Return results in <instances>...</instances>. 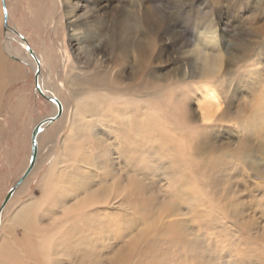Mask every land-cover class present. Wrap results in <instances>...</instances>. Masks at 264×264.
<instances>
[{"label":"rangeland","instance_id":"1","mask_svg":"<svg viewBox=\"0 0 264 264\" xmlns=\"http://www.w3.org/2000/svg\"><path fill=\"white\" fill-rule=\"evenodd\" d=\"M218 2L186 0L185 3H178V0H156L151 4L156 9L155 13L151 11V14L147 15L151 22L150 26L153 28L152 34H149L142 25V21L136 18L138 4H141L138 0H99V3L104 6L103 11L107 15L112 14L113 19L125 14L126 17H130L129 19L136 18L140 23L138 30L143 32L139 38L142 42L145 61L144 77L148 84L146 91L150 92L155 89L150 88L149 90V84H156L159 87L160 92L153 101L159 106L160 115L165 116H160L161 119H159L151 116L153 115L151 113L142 119L140 136L131 134L130 140L126 143H123L122 138H118L121 146L129 144L131 153L140 152L136 158L144 157L142 164H134L136 172H132L140 174L144 192L140 194L135 192L138 195L127 198L126 202L130 204L124 202L126 209L117 208L116 205L113 209L100 207L97 210L96 214L100 216L98 220L101 223H108L110 232L96 240V253L99 255L96 264H264V236L262 235L264 232V214H262L264 192L255 189L253 184L256 181L255 176L246 170L250 162L247 157L244 158L241 145L242 142L247 143L246 140H250L246 144L247 149L254 152L257 149L256 145L260 143L256 141L254 144L251 131H242V127L228 120L209 130H204L201 126L196 115L197 102L200 97L197 88L207 81L215 83L217 79L214 85L220 87L222 69L212 80L207 81L196 77L199 72L197 68L193 70V76H185L184 73L188 69L185 61L192 57L193 53L190 51H194L191 41L199 38V31H202L206 25L208 29L215 31L218 50L222 55L221 59L224 60L223 65L230 61L225 52V41H229L232 46L229 50L236 57L237 34L243 37L244 34H240L244 31L246 35L244 37L249 38L247 34H251L254 23L253 27L264 25V12H260L261 9L257 10L259 12H256L255 20L245 21L246 10L254 6L250 0H220ZM7 3L10 6L14 23L19 25L23 37L27 38L26 42L31 43L32 47L52 49L54 59L58 62L61 60L59 63L53 61L52 65L55 69L58 68L62 72L67 65L75 64L80 60L82 63L85 62L83 67L93 64L91 62L93 52H89L90 58L75 59L68 44L65 19L56 30L46 25V14L51 8L53 9L51 0H7ZM0 7V58H4L6 65V68L0 67V87L1 80L5 78L10 80L12 69L16 70L18 75L17 78L2 86V89L0 88V98L6 91L11 92L12 89L20 87L21 72H27V83L32 86L35 96L34 118L38 122L48 115L46 110L51 113L52 104L42 99L36 92L32 69L26 64L18 63L5 52L6 30L3 24V9L2 6ZM59 11L63 13L62 9ZM58 16L56 12L53 17ZM7 24L10 27V20ZM154 34L158 35L156 40ZM130 37L132 40L133 35ZM249 41L254 44L258 40L249 38ZM226 49L228 50L227 47ZM104 52L110 53L107 50ZM128 57L129 61L123 64L119 72L124 76H128L134 70L135 52H128ZM89 71L92 70L89 69ZM102 71L103 69H100V72ZM87 73L89 72L86 71ZM64 79L63 75L59 77V81L55 82L59 83L56 88L61 98L72 105V95ZM149 99L150 97L145 101ZM226 99H224L225 102ZM233 100L235 102V99ZM234 110L233 108L232 113ZM183 113L187 114L186 118ZM219 115L220 113L216 118ZM231 117L236 116L232 114ZM20 122L21 119L13 117L4 125L0 117V152L3 151V154L7 152L3 159L0 158V162L3 160V163H0V206L6 193L19 177V171L24 168L23 164L19 163L25 148V141L22 139L24 127ZM91 129H94V126ZM67 130L60 132L56 144L46 143L48 147L43 145L46 150L45 147L41 149L39 160L42 163L40 162L38 169L31 177L29 186L17 194L18 196L12 195L10 199L7 218L12 217L22 205L28 208L36 207L37 213L31 220L34 225L29 222V224L26 223L27 225L25 223L23 225L12 224L11 228L10 226L6 228L8 230L5 232L4 245L7 244L5 251L9 253L6 255H10L8 264H46L43 255L58 252L57 247H53L55 251L52 249L50 231L57 227L58 218L62 216L59 212L63 208L61 206L55 209L52 207V193L61 181V175L58 172L66 165H59L58 168L61 170L58 172L56 169L51 171L54 157L48 153L50 148H53L52 154L55 157L72 154L77 151V148L86 145V139H82L79 132V125H76L75 131L64 148L62 138ZM205 133L207 141L208 138L210 140L208 144L213 146L215 151L212 153L206 151L202 156L197 155L202 160L195 161V154L208 146L201 143V137ZM111 138L109 141H113L114 137ZM89 140L95 145L94 141L101 143L106 141V138L96 129L89 132ZM226 153L231 154V159H238V162L234 164L237 167L231 164L234 171L229 169V165L227 166L229 159ZM222 163L225 165L221 177L215 174L217 173L215 168H220ZM202 165H207L210 171H203ZM130 168H133V165ZM91 172L94 174L95 170L91 169ZM73 173L80 174L77 170ZM84 177L89 181L87 175ZM50 210L51 213H49ZM237 212L240 213V218L244 223L239 222ZM54 218L55 220H52ZM34 231H39V233L36 232V234ZM41 232L43 235L47 233L49 244L44 250L47 253L34 252L32 249L38 245L37 241L42 236ZM132 236L135 238L130 239ZM70 250L73 251L74 247ZM35 256L37 257L33 259ZM83 257L84 255H81L79 260H70V258L69 261H65L64 259L58 260L60 257L53 255L54 260L46 262L49 264H84L86 261Z\"/></svg>","mask_w":264,"mask_h":264},{"label":"bare ground","instance_id":"2","mask_svg":"<svg viewBox=\"0 0 264 264\" xmlns=\"http://www.w3.org/2000/svg\"><path fill=\"white\" fill-rule=\"evenodd\" d=\"M155 1L138 0L141 4H138L139 6L136 10V18L142 21V25L145 26V30L149 34H152L153 28L150 26L151 22L147 15L151 14V11L155 13L156 9L151 5ZM214 1L219 3L218 1L220 0ZM250 1L254 6L252 5L253 7L251 6L250 10L245 9L247 11L245 21L252 22L256 18V12H259L257 10L261 9L260 12H264V0ZM51 3L53 9L51 8L46 14V25L48 27L50 25L51 29L56 30L57 27L61 26L62 20L65 19L68 44L75 55V59L90 58L91 56H88L89 52H93L92 54L90 53L93 56V60L91 59L93 64L83 67L82 65L85 62L82 63L80 60V62L78 61L75 64L65 65L66 68L62 72L57 67L55 69V66L52 65L53 61H56L54 59V51L47 49V47L33 46V48L30 46L31 43L28 44L26 42L27 38L23 37L19 25L16 22L14 23L7 0H4V5L2 0H0V6L3 9V24H7L9 20L11 23L10 27L8 24L5 27V52L9 57L17 60L18 63L29 66L34 73V79L35 74H37L36 82L41 92L45 96L55 98L56 100V102L47 100L52 104V110L51 113L49 112L50 114L46 110L48 115L42 118L43 121L39 124L41 133L39 132L40 134L37 137L38 153L36 163L30 174L14 188L12 195L18 196L17 194L23 191L26 186H29V176L34 174L38 169V165L41 162L39 160L41 158V149L47 146L46 143L56 144L60 132L68 129L62 138V146L65 148L75 131V126L79 125L81 137L84 140L86 139L85 147L77 148L75 153L58 155L56 157L52 154L53 148H50L48 153V155L54 157L51 171L56 169L58 172L61 170L58 168L59 165L66 166L58 172L61 175V181L52 193V207L54 209L59 206L63 208L59 212L62 213V216L58 218L57 227L50 231L52 249L53 247H57L56 250L58 252L44 254L43 260H45L46 264H49L46 261L54 260L52 259L54 255L60 257L58 260L64 259L66 261L72 257L69 256L70 254H75L70 260H79L80 256L84 255L83 259L86 261L84 264H96V260L99 259V255L96 253V240L103 238L108 235L107 232H110L108 231L110 229L108 223H101L98 220L100 216L96 214L97 210L100 207L102 209H113L116 205L118 206L117 208L126 209L127 207H125L124 202L127 201V198L129 199L130 196L144 192L140 174L132 173L136 172L134 164H142L144 157L136 158V155L140 152L131 153L129 144L121 146L118 143V138H122L123 143H126L130 140L131 134L140 136L142 119L145 116H149L152 113L153 115L151 116L161 119L160 116L165 115H160L159 106L153 101L160 92L158 90L159 87L156 84H149V90L150 88L155 89L150 92L146 91L148 84L144 77L145 61L143 58L142 42L139 38L143 32L138 30V24L140 23L136 18L131 17L129 19L130 17L128 18L126 17L127 15L122 14V16H118L119 18L113 19L112 14L110 16L103 11L104 6L99 3V0H51ZM245 4L247 3L245 2ZM59 9H62V14L59 13ZM56 12L59 16L54 18L53 16ZM253 25L252 32H250V35L247 34V37L258 41L253 44V42L249 41V38L244 37L245 32L243 31L242 33L241 31L240 35L244 34L243 37H239L237 34V40H235V46L237 47L235 49V52H237L236 57L229 50L232 47L229 41L224 42L225 52L228 59H230L225 65H223L224 60L221 59L222 55L218 50L215 31L214 29H208L206 25L202 31H199V38L196 41H191V47L194 48V51H190L193 55H191L192 57L189 60L185 61L188 69L184 73L185 76H193V70L197 68L199 72L196 77L207 81L212 80L222 69L220 87L214 85L217 79L215 83L204 81L205 83L201 84L200 88H197L200 97L197 102L196 115L204 130L220 126L225 120H228V122L242 127V131L247 130L252 132L254 144H256V141L260 143L256 145L257 149L254 152L247 149L248 145L246 144L250 140H246V142L248 141L247 143L242 142L243 148H241L243 150L242 153L245 155L244 158L247 157L250 162V166H247L248 169L246 170L255 176L254 180L256 181L253 183L255 189L264 192V25L256 27H253ZM222 28L224 29V27ZM156 34L153 35L155 40L158 37ZM130 35H133L132 40L130 39ZM108 48L110 49L108 50ZM104 50L110 51V53H105ZM128 52H135V59L133 61L134 70L128 76H124L119 72L123 64L129 61ZM190 52L187 53L191 54ZM0 59L3 60L4 58ZM1 60L0 67L6 68L4 60L3 62ZM235 60L236 62H233ZM89 69L92 71H89ZM100 69H103V71L100 72ZM86 71L89 73L86 74ZM16 73L17 71L12 69L10 79L17 78ZM62 75L65 78L63 80L65 85L68 87V90L70 89L73 99L72 105L68 104L64 98H61L59 90L56 88L59 84H56V81H59V77ZM102 76L105 78V81ZM6 82V79L1 80V89ZM39 96L43 99L40 94ZM149 97L150 99L145 101ZM225 98L228 99H226V102ZM233 99H235L237 104ZM57 102L61 106L62 113L55 120H52L51 118H54L57 114ZM233 108L235 110L232 113ZM219 113V117L216 118ZM232 114L236 117H231ZM183 115L185 118L187 117V114L183 113ZM48 124L50 125L42 131L43 127ZM93 126L94 129H91ZM96 129L103 134L106 141L101 143L94 141L95 145H93V142L89 140V132ZM175 129L177 130V128ZM111 136L112 138L114 137L113 141H109ZM201 138V143L208 146L195 154V161L202 160L197 155L202 156L205 155L206 151L209 153L215 151L214 147L208 144L210 140L208 138L207 141L206 133ZM44 144L45 146L43 147ZM226 154L227 159H229V164H226L227 166L229 165V169H232L233 166L231 164L237 163L238 159H231V154ZM222 164L220 168H215V172H217L215 174L221 177L223 176L225 165L224 163ZM131 165H133V168H130ZM196 167L200 169L198 165ZM234 167L237 166L234 165ZM91 169H94L97 174H92ZM201 169L203 171H210L207 165H202ZM75 170L79 171L80 174L76 175L73 173ZM231 171L234 170L232 169ZM86 175L89 181L85 179L84 176ZM19 180L17 178L11 186V190ZM9 192L10 190L6 194L8 195ZM135 192L138 193L135 194ZM228 194L231 195L230 192ZM7 195L3 198L4 200ZM12 195L0 213V264H8L10 259V255H6L8 251H5L7 244L4 245L5 232L8 230L6 228L8 226L11 228L12 224L23 225V223L29 224V222L33 224L31 220L34 214L37 213L36 207L28 208L22 205L17 210L15 209L16 212L12 217L7 218ZM119 200H121L120 203ZM127 204L129 205L130 203ZM49 213H51V210ZM239 214L237 212V217L240 219L239 222L242 224L244 221L240 218ZM262 214H264V210ZM52 220H55V218ZM51 222L53 223L54 221ZM28 229L30 231L29 227ZM36 232L34 231V233ZM262 235L264 236V232H262ZM37 244L39 246H35V249L34 247L32 248L34 252L38 251L42 253L46 250L45 246L49 244L47 233L45 235L42 234ZM73 247L74 250H70ZM53 250L55 251V249ZM45 252L47 253V251ZM10 254L12 255V253ZM37 256L33 257V259Z\"/></svg>","mask_w":264,"mask_h":264},{"label":"crops","instance_id":"3","mask_svg":"<svg viewBox=\"0 0 264 264\" xmlns=\"http://www.w3.org/2000/svg\"><path fill=\"white\" fill-rule=\"evenodd\" d=\"M21 75H22V78L20 77V80H19L20 81V83H19L20 87H16L15 90L12 89L11 92L6 91L4 93V95H2V97L0 98V100H1L0 101V117H1V120L3 121L4 125H6L7 120H12L13 117H18L19 119H21L20 124H22L24 127V132H23L24 136L22 139H23V141H25V144H24L25 148H24V152L22 155V160L19 161L20 164H23L24 168H22L21 171H19L18 180L21 178L22 174L25 172V170H26V168L30 162L31 152H32V146H31L32 131L37 125H39L43 121L41 118L40 121L36 122V120L34 118L35 96L33 94L32 86L27 83V79H28L27 72H21ZM13 79H15V78H13ZM6 80H7L6 83H8L12 79H10V80L6 79ZM45 101H47V100H45ZM51 119L53 120V118H51ZM49 125L50 124L44 126L42 131L45 130ZM4 127H6V126H4ZM4 153L5 154H3V151L0 152V158L1 159H3L4 156L7 155L6 151ZM40 155H41V153H40ZM0 163L2 164L3 160H1ZM34 174H35V172H34ZM34 174H31L29 176V179H31V177Z\"/></svg>","mask_w":264,"mask_h":264},{"label":"water","instance_id":"4","mask_svg":"<svg viewBox=\"0 0 264 264\" xmlns=\"http://www.w3.org/2000/svg\"><path fill=\"white\" fill-rule=\"evenodd\" d=\"M2 3L4 5V0H2ZM5 27H7V24L4 25ZM37 74H35V85H36V90L37 92L46 100H49V101H52V102H56L55 98H49L47 96H45L41 90L39 89L38 85H37ZM57 105H58V110H57V114L56 116L53 118L55 119L56 117H58L61 113H62V110L60 109L61 106L60 104L57 102ZM40 132V125H37L33 131H32V135H31V146H32V152H31V159H30V163H29V166L28 168L26 169V172L23 174V176L21 177V179L19 180V182L17 184H15V186L12 188V190H10V192L8 193L6 199L4 200L1 208H0V213L2 211V208L3 206L5 205V203L7 202V200L9 199V197L12 195V192L14 191V188L19 184L21 183L29 174L30 172L32 171L35 163H36V157H37V137H38V134Z\"/></svg>","mask_w":264,"mask_h":264},{"label":"snow or ice","instance_id":"5","mask_svg":"<svg viewBox=\"0 0 264 264\" xmlns=\"http://www.w3.org/2000/svg\"><path fill=\"white\" fill-rule=\"evenodd\" d=\"M186 2V0H178V3H185ZM65 211H67V209H65ZM135 237L134 236H132V237H130V239H134Z\"/></svg>","mask_w":264,"mask_h":264}]
</instances>
